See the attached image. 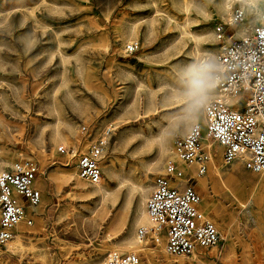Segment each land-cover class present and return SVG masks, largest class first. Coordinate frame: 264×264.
<instances>
[{
    "label": "rangeland",
    "instance_id": "374dc122",
    "mask_svg": "<svg viewBox=\"0 0 264 264\" xmlns=\"http://www.w3.org/2000/svg\"><path fill=\"white\" fill-rule=\"evenodd\" d=\"M247 1L0 0V172L31 162L41 190L27 208L31 223L16 228L24 246L0 245V264L101 262L121 237L138 239L141 210L168 160L182 168L181 184L195 187L223 247L191 262L167 253L156 231L128 251L140 264H264V171L236 158L224 163L222 145L210 138L203 144L221 158L203 174L173 150L215 97L209 85L220 45L257 21L255 0L243 22L224 25L216 38L215 26ZM100 136L102 189L87 194L81 187L93 185L76 184L72 152Z\"/></svg>",
    "mask_w": 264,
    "mask_h": 264
},
{
    "label": "built area",
    "instance_id": "2783aa9c",
    "mask_svg": "<svg viewBox=\"0 0 264 264\" xmlns=\"http://www.w3.org/2000/svg\"><path fill=\"white\" fill-rule=\"evenodd\" d=\"M258 1L255 25L220 45L212 73L215 97L203 105L205 133L222 145L224 163L245 156V166L255 172L264 169V0ZM248 9V1L235 7L227 21L215 26L216 38L224 37V25L243 22ZM128 49H133V43ZM202 135V126L194 122L184 136L174 141L176 158L194 165L198 174L205 173L210 162ZM105 144L104 136H100L86 150L72 152L77 176L88 184L95 185L102 178L100 159ZM59 149L67 151L64 146ZM36 177L37 169L31 162H16L11 169L0 172V245L13 236L18 223H31L32 211L27 208L36 206L41 198ZM181 178L185 174L178 162L168 160L164 174L154 179L145 204L150 230L163 231L165 250L170 255L188 256L198 249L218 247L220 252L223 235L199 211L200 196L195 187L188 180L181 184ZM147 231L144 226L138 227V238L143 239ZM97 264H140V259L137 251L113 250Z\"/></svg>",
    "mask_w": 264,
    "mask_h": 264
},
{
    "label": "bare ground",
    "instance_id": "6f19581e",
    "mask_svg": "<svg viewBox=\"0 0 264 264\" xmlns=\"http://www.w3.org/2000/svg\"><path fill=\"white\" fill-rule=\"evenodd\" d=\"M248 2H249V5H256L255 4V0H248ZM242 32V31H241ZM244 33V32H243ZM242 33V34H243ZM241 34V35H242ZM193 119L194 120H196L197 118H195V116L193 115ZM202 127H204V121L201 119V124H200ZM188 126V123H185V127H187ZM208 136L206 135V133L204 132L203 133V135H202V142H204L205 144H207L208 143ZM67 141H69L68 140V138H66V140H65V142H67ZM218 145H220L221 146V144H219V143H217ZM210 147V146H209ZM209 147H207V148H209ZM212 147V146H211ZM206 148V149H207ZM221 148H222V146H221ZM174 150V149H173ZM208 150V149H207ZM209 151V153H210V160L211 161H213V160H216V161H218L219 160V158H221V152H220V150H208ZM174 155H175V153H174ZM218 159H217V158ZM236 159H239L240 161H243L244 159H245V156H239V157H237ZM235 159V160H236ZM222 160V159H221ZM181 164H182V162H181ZM184 164V163H183ZM186 165V164H185ZM187 166H189V165H187ZM215 170H219V169H215ZM262 171H264V169H262L260 172H262ZM74 173H76L75 171H74ZM219 173V171L217 172V174ZM78 180V181H77ZM181 180H184V178H181ZM76 181H77V183L76 184H79V185H81V182H80V179H79V177H77V179H76ZM101 181V180H100ZM262 181H264V177H262ZM75 183V182H74ZM74 185V184H73ZM75 186H77V185H75ZM84 186V185H83ZM101 186H100V182L99 183H97V184H95V185H93V189L92 190H89V191H87V189L85 188V187H81V190H83L84 192L86 191V193L87 194H93L94 192H100L101 191ZM254 194H255V192L254 191H252V193H251V196H254ZM199 204H200V200H199V202H198V204H197V206H198V209H199ZM146 209L145 208H143L142 210H141V212H142V214H143V224H142V226H144V227H146L147 228V232H151V233H154V232H156V231H152V230H150V226H151V221H150V218H149V216H148V214H147V212L145 211ZM199 211L203 214V212L199 209ZM138 219V218H137ZM136 221H134L133 222V224L135 223ZM19 223L16 225V228H19ZM121 226H122V223L121 224H119V229H121ZM17 231V230H16ZM16 231H15V233H16ZM123 232V231H122ZM14 233V234H15ZM13 234V236H12V239H10V240H8V241H6L5 242V246L8 248V249H10V250H13V249H16V248H22L23 246H22V244L23 243H21V235H20V233L19 232H17L15 235ZM124 235V234H123ZM156 236V235H155ZM137 238H138V236H137ZM139 240H141L140 238H138ZM138 239H133V238H131V237H128V236H123V237H121L120 238V240H119V243H117L116 245H114V249H111V250H109L108 252H110V251H113V250H117V249H122V250H127L128 251V249L131 247H139V246H141L140 245V242H139V240ZM157 239V238H156ZM156 239H155V241H156ZM142 241V240H141ZM141 248V250H144V249H150L149 247H140ZM203 250L202 249H198V250H195L193 253H192V256H191V262L192 261H194V259H197V260H199V254H201V252H202ZM179 259H182V258H177L176 260H179ZM77 264V263H76Z\"/></svg>",
    "mask_w": 264,
    "mask_h": 264
},
{
    "label": "clouds",
    "instance_id": "9594fccd",
    "mask_svg": "<svg viewBox=\"0 0 264 264\" xmlns=\"http://www.w3.org/2000/svg\"><path fill=\"white\" fill-rule=\"evenodd\" d=\"M209 86H211V85H209Z\"/></svg>",
    "mask_w": 264,
    "mask_h": 264
}]
</instances>
